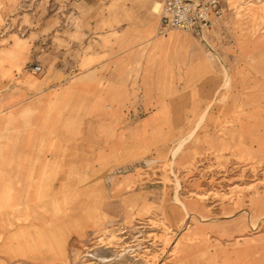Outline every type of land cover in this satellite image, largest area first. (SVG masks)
Wrapping results in <instances>:
<instances>
[{
    "label": "rangeland",
    "instance_id": "obj_1",
    "mask_svg": "<svg viewBox=\"0 0 264 264\" xmlns=\"http://www.w3.org/2000/svg\"><path fill=\"white\" fill-rule=\"evenodd\" d=\"M162 1L0 0V51L25 54L19 75L147 92L67 95L64 144L45 145L81 173L36 176L29 201L24 183L1 216L0 264H99V246L131 247L136 260L111 264H264V0H220L203 35L164 32ZM96 97L120 103L107 126Z\"/></svg>",
    "mask_w": 264,
    "mask_h": 264
},
{
    "label": "crops",
    "instance_id": "obj_2",
    "mask_svg": "<svg viewBox=\"0 0 264 264\" xmlns=\"http://www.w3.org/2000/svg\"><path fill=\"white\" fill-rule=\"evenodd\" d=\"M80 1L89 5L88 7H93L98 2V0L97 2L96 0ZM20 52V48L16 46L0 51V222L2 221L1 216L3 213L8 209H17L22 203L21 198H18V195H21L19 190H21L24 183L28 185L30 178L32 183L31 193L26 194L29 197L24 198L25 201L35 199L37 192L35 188L36 176L39 177L46 173L59 175L73 171L77 173V169L81 173V168L75 166L68 170L67 164L69 162L72 164L74 161L71 158H67L65 151L62 150L63 148L60 147L57 151L58 153L55 152V154L54 152L51 153L53 148L49 144L48 146L45 145L50 142L51 137L64 144V136L60 127L68 94H109L114 96L118 94L147 93L145 90L146 86L143 85L146 82L140 84L138 89L143 90L138 92L132 91V89H137V87L131 86L126 88L127 91L118 90L113 82H108L106 87L97 86L98 82L93 80L96 78L92 76L93 73L78 78L79 80H76L74 85H68L64 89L51 90L50 87L47 88L45 86L44 82L42 84L36 82L34 76L28 72L18 74V68L20 69L26 61L25 54L21 55ZM118 73H120L119 70L113 71L111 75L107 76V79L125 78V76H117ZM141 78L147 79L148 76L142 75ZM36 95L38 96L35 97ZM93 101L95 108H99V105L105 106V103H107L105 107H107V113L111 114V116L105 115L107 116L105 125H109V122L114 120V113L120 108L119 101L111 99L105 102L98 97ZM112 106L113 108H111ZM91 121L99 124L98 117ZM51 124L52 128L50 130L45 129L46 126L51 127ZM35 127L43 132L42 136L40 135L41 139L38 138L40 140H36V137L32 134V130ZM37 142L44 145L35 146ZM54 149L56 148L54 147ZM38 150L40 151L38 152ZM79 157L81 158V156ZM22 159L25 161L24 167L19 166ZM54 166H57V168L54 169ZM18 174H24L23 182L18 188H14L13 191L10 182L17 181L16 177ZM32 189L34 190L33 195ZM48 190H54V186L51 184ZM4 194L16 198L18 203L14 208L6 207L10 203L4 197Z\"/></svg>",
    "mask_w": 264,
    "mask_h": 264
},
{
    "label": "built area",
    "instance_id": "obj_3",
    "mask_svg": "<svg viewBox=\"0 0 264 264\" xmlns=\"http://www.w3.org/2000/svg\"><path fill=\"white\" fill-rule=\"evenodd\" d=\"M220 12V0H163L160 27L164 32L174 29L203 35Z\"/></svg>",
    "mask_w": 264,
    "mask_h": 264
},
{
    "label": "bare ground",
    "instance_id": "obj_4",
    "mask_svg": "<svg viewBox=\"0 0 264 264\" xmlns=\"http://www.w3.org/2000/svg\"><path fill=\"white\" fill-rule=\"evenodd\" d=\"M159 6L160 3L157 2L154 6V12L159 11ZM130 250L131 247L129 246L124 250V253L119 254V251L113 250L112 247L108 249L105 246H99L95 249L89 250L88 256L94 258L99 264H111L112 262L121 259H124L126 262L132 258L136 260V258L130 254Z\"/></svg>",
    "mask_w": 264,
    "mask_h": 264
}]
</instances>
